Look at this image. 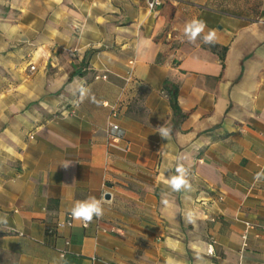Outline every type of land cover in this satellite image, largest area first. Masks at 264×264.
I'll return each instance as SVG.
<instances>
[{"label":"crops","instance_id":"obj_1","mask_svg":"<svg viewBox=\"0 0 264 264\" xmlns=\"http://www.w3.org/2000/svg\"><path fill=\"white\" fill-rule=\"evenodd\" d=\"M193 19L207 27L190 42ZM178 163L194 191L167 185ZM261 170L264 0H169L155 13L144 0H0V264H238L243 222L257 226L243 263L264 264ZM103 193L102 218L72 219L76 201Z\"/></svg>","mask_w":264,"mask_h":264},{"label":"clouds","instance_id":"obj_2","mask_svg":"<svg viewBox=\"0 0 264 264\" xmlns=\"http://www.w3.org/2000/svg\"><path fill=\"white\" fill-rule=\"evenodd\" d=\"M207 27L206 21L201 19H193L188 22L184 27V34L190 42H195L197 37L204 32V29ZM203 42L205 44H214L216 42V31L209 30L206 35L203 36ZM80 97L78 102H82L85 97L88 95L89 89L85 88L83 84L79 88ZM93 102H95V97H92ZM158 133L162 138L168 139L171 134V129L160 126L158 127ZM65 167L68 164L64 165ZM167 171V169H166ZM175 175L169 174L167 177L166 183L173 192H191L194 191L192 184L190 183L188 176L189 170L184 167L183 164L178 163L175 168ZM264 178V170L257 172L254 176V181L259 182ZM110 193H103L100 199H97L94 196H89L85 200H78L74 206L70 209L71 217L74 221H82L85 226L93 221V218H102L104 210L102 207V201L109 197ZM165 206L169 204V201L166 198H162L161 201ZM187 223H194L195 214L192 211H188L184 217ZM0 224L7 225L8 220L6 216L0 217ZM214 249L211 245L208 246V254L212 255ZM199 259V257H198ZM165 264H176V262L171 258H167Z\"/></svg>","mask_w":264,"mask_h":264},{"label":"built area","instance_id":"obj_3","mask_svg":"<svg viewBox=\"0 0 264 264\" xmlns=\"http://www.w3.org/2000/svg\"><path fill=\"white\" fill-rule=\"evenodd\" d=\"M147 10L149 11V13H155L156 10L165 2L169 1V0H144ZM34 67L31 66L30 67V71H34ZM107 77L106 76H102V77H95V80H106ZM122 81L124 82V90L126 91V89L134 82V62H129L127 70L125 72V75L121 78ZM117 116V108L113 107L111 109V114L109 117V121H108V128H107V136L111 142L112 145H118L119 142L123 139L124 134L122 132V130L120 129V127L113 123L111 120L116 118ZM128 148L125 149V151H127ZM218 201H223V197L219 196L217 197ZM69 219H71V217H69ZM68 227L72 226V222L69 221L66 224ZM83 227H87L84 225V223L82 222ZM243 234L241 237L242 240V247L240 250V255H239V261L238 264H244L243 263V254L248 246V236L250 234V232H252L253 230H255V228L257 227L255 224L250 223V222H243ZM66 246H69V242L66 241L65 242ZM66 252L62 251L60 254V257L63 258L65 256ZM208 254V251H207ZM209 255V254H208ZM212 256V255H211ZM93 261H96L95 259H93Z\"/></svg>","mask_w":264,"mask_h":264},{"label":"trees","instance_id":"obj_4","mask_svg":"<svg viewBox=\"0 0 264 264\" xmlns=\"http://www.w3.org/2000/svg\"><path fill=\"white\" fill-rule=\"evenodd\" d=\"M164 89H165L167 96H168L170 108L173 111V114L175 115V117L179 116L182 119L186 118L188 116V114H182L181 110L178 107V102H177L178 90H177V88L174 86L165 85Z\"/></svg>","mask_w":264,"mask_h":264},{"label":"water","instance_id":"obj_5","mask_svg":"<svg viewBox=\"0 0 264 264\" xmlns=\"http://www.w3.org/2000/svg\"><path fill=\"white\" fill-rule=\"evenodd\" d=\"M107 200L109 199V197L106 198Z\"/></svg>","mask_w":264,"mask_h":264}]
</instances>
